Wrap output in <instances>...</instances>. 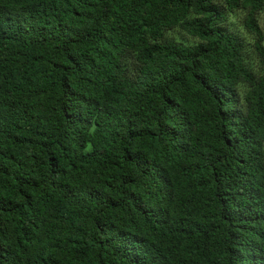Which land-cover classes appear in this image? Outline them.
Returning a JSON list of instances; mask_svg holds the SVG:
<instances>
[{
  "label": "trees",
  "instance_id": "1",
  "mask_svg": "<svg viewBox=\"0 0 264 264\" xmlns=\"http://www.w3.org/2000/svg\"><path fill=\"white\" fill-rule=\"evenodd\" d=\"M263 7L0 0V264H264Z\"/></svg>",
  "mask_w": 264,
  "mask_h": 264
},
{
  "label": "rangeland",
  "instance_id": "2",
  "mask_svg": "<svg viewBox=\"0 0 264 264\" xmlns=\"http://www.w3.org/2000/svg\"><path fill=\"white\" fill-rule=\"evenodd\" d=\"M243 13L242 11L237 12L236 14H230L229 20L232 23V26L237 29L239 32H241L248 40H251V37L249 34L245 32L243 29V26L241 25V19H242ZM258 24L259 26L264 30V7L258 14ZM170 36L175 37L176 39L185 40V41H193L194 39L190 36H187L183 32L179 30H173L169 33Z\"/></svg>",
  "mask_w": 264,
  "mask_h": 264
}]
</instances>
